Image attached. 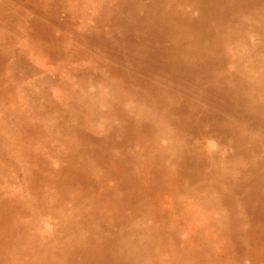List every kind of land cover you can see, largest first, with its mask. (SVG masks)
I'll return each instance as SVG.
<instances>
[{"label": "rangeland", "instance_id": "rangeland-1", "mask_svg": "<svg viewBox=\"0 0 264 264\" xmlns=\"http://www.w3.org/2000/svg\"><path fill=\"white\" fill-rule=\"evenodd\" d=\"M7 1L11 2L15 10L17 7L27 9L20 18L25 22L30 20L33 36L24 35L23 31L21 33L14 30V33L3 18L6 6H1L0 3V94L8 92L10 96L5 104L12 106L0 110V149L4 144L7 145L6 150L0 151V168L3 169L1 163L4 157L9 161L18 159L16 172L22 181L29 179L35 170L45 164L55 175L49 182L48 186L51 188L48 189V195L45 192V198H42L35 194L39 198L37 199L29 197L31 192H28L24 183H19L18 179H10L7 172L0 173V177H3L0 183L4 182L6 196L13 197L4 204L6 208L2 209V215L16 217L11 226L14 231L19 227L20 231L25 232L19 243H29L34 230L40 231L43 228L46 233L56 232L57 224L54 225L51 219L54 212H59L57 202L60 192L64 190V187L53 186L56 176L79 168L83 178L77 177L73 182L75 181L76 186L83 187L85 195H81L90 203V207L80 208L79 211H74L76 209L71 207L68 213L76 219L72 228L84 231V236L88 235L90 243L88 247L77 249L73 244L64 246L60 242L58 246L61 251L58 252L61 253L63 263L86 264V251L96 254L89 264H95L97 259L110 258L121 240L117 236L123 228L120 216L125 218L129 212L137 211L138 208L142 215L135 219L142 222L136 230V242L142 251L139 252V247L135 248L134 264H263L264 203L260 208L254 204L259 196L264 198V124L250 110H242V104L225 97L221 91L217 95L212 94L205 87L198 86V81H189L188 75L200 76L202 79L207 76L201 61L195 64L189 57L192 71L200 73H188L187 69L179 68L182 74L176 75V72L165 68L157 70L158 67L144 65L138 54L130 52L135 36L130 38L128 49H121L118 40L128 42L132 33L145 37L149 43L148 49L153 53L163 46L165 50L162 48V56L166 55L164 51L169 55L175 51L174 48L170 49L169 44H175L179 40L178 32L170 35L159 26L152 28L146 24L133 25V22L136 23L141 18L149 1L136 4L132 0L126 3L125 0ZM245 1L235 0L233 7H240L247 14L254 13L256 20H263L261 16L264 17V10L260 6L264 7V0H259V7L253 0H250L252 6L246 5ZM210 2L212 4L211 0ZM251 7H258L260 10L248 11ZM213 11L214 9L208 12V16L206 13L202 14L198 23L191 31L188 30L191 32L190 38L199 36L200 30L208 37L211 34L209 30L220 29L221 23L225 29L224 14L216 17ZM245 25L261 26L254 21H247ZM142 27L146 29L143 30ZM169 27L175 28L167 25L165 29L168 30ZM206 28L207 35L204 32ZM34 36L45 41L47 46L39 49L37 46L36 51L29 50ZM14 52L16 54H12ZM55 52L58 54L55 55ZM232 58L237 59L238 55L233 53ZM21 60L37 67L39 74L50 75L47 91L53 84L50 91L54 99L51 97L50 102H39V105L52 104V121L56 119L53 122L67 126L62 135L54 133L56 136L53 139L46 140V129L42 127L38 113L26 116L28 113L22 112L20 117L13 116V107L22 108V111L29 108L24 101V91L36 80L30 77L26 82L17 79ZM220 63L215 71L207 69L205 72L224 74L223 68L227 69L229 63ZM256 68H249L247 77L264 81V72L259 71L262 70L261 67ZM133 69L139 75L137 80L124 75ZM223 78H229L227 83L233 92L243 88L237 77ZM245 81L248 83L246 78L243 80L244 84ZM87 83L101 84L102 91L95 90L91 97H85L84 91L90 86L85 87L84 84ZM119 83L127 84L128 88L124 93L120 90ZM33 86L40 89L37 81L33 82ZM80 87L82 92H79ZM126 100L132 101L134 105L133 113L128 116H136L138 110H142L150 116L153 114L163 117V122L151 125L150 128L141 126V136L131 137L123 132L127 128L125 117H121V123H117L118 120L113 117L115 113L114 116L119 114ZM162 103L166 108H177L176 121L173 122L178 126L179 117L184 122L183 127L180 123L179 128L166 125L170 114L165 112L166 109L163 108V111L160 108ZM197 104L200 105L197 110L199 117L195 119L192 107ZM99 105L103 110L98 109ZM228 117L233 120H228ZM185 119L194 126L187 125ZM83 125H86V129ZM226 125L225 136L221 129ZM50 134L52 133H48L49 136ZM254 142L257 145L251 146ZM30 143L38 146L28 150L27 156H24L27 159L21 161L24 144ZM74 144L77 146L75 151L72 150ZM247 148L249 149L244 151ZM255 150L259 154L253 157ZM159 154L163 156L161 160L157 158ZM244 158L248 161H243ZM200 162L205 168L203 176L200 174L201 169L196 168ZM168 164L173 165L167 168ZM37 176L39 183L47 181L45 172L38 173ZM242 177L253 179L246 184L240 181ZM38 182L30 189L32 193H36L33 192L35 187L41 185ZM233 188V198L241 193L248 197V201L237 206L238 209L226 207V200L219 191ZM135 193L139 198L134 201ZM49 197L55 200L51 205L53 209L42 207L48 202L41 203V200L52 199ZM29 200L34 206V213L30 214L38 216L31 221H27L30 217L27 209L31 210ZM93 201L98 204L93 206ZM85 211L86 217L83 216ZM61 214L65 216L64 213ZM242 232L245 235L239 238ZM11 233L8 230L0 232V264H9L11 247L4 239ZM41 234L39 232L33 236L38 241L33 242V247L27 244V256L31 261L36 258L30 264L47 259L52 255L47 249L57 246L50 242L51 237H41ZM1 242L6 243L8 250ZM97 246L100 250H92ZM120 264L131 262L124 260Z\"/></svg>", "mask_w": 264, "mask_h": 264}, {"label": "bare ground", "instance_id": "bare-ground-1", "mask_svg": "<svg viewBox=\"0 0 264 264\" xmlns=\"http://www.w3.org/2000/svg\"><path fill=\"white\" fill-rule=\"evenodd\" d=\"M128 1L131 2V0H125V3ZM145 1H149V4H147L144 7V11H143L141 18L138 19L136 23L133 22V25H138V24L145 25L146 24L150 27L159 26L164 32H169L170 35H174L175 33L178 32L179 40H177L175 44L174 43L171 45L169 44V46H171L170 49L174 48L173 50L175 51L174 52L172 51L170 55L167 53V51H164L166 55H164L165 54L164 53L163 54L164 56H162L163 50H165V47L163 46L162 47L163 50L160 47L158 51L154 50V53H153L149 51L148 49L149 43L147 42L148 40H146L145 37L137 35V34L134 35L132 33H130L128 42H123L122 39L118 40V45L121 47V49H128L129 47L127 46L131 42L130 38L132 36H135L133 45L129 49L130 52H134L138 54L142 58L144 65H151V66L158 67L157 70L161 68H165L166 70L176 72V75L182 74L179 68L183 70L187 69L188 73H200V72L192 71V69L190 68L189 57L195 61V64L197 63V61H201L204 65L202 69H205L204 73L207 74V76L202 79V77L200 76L193 75L194 77H196V80H195L193 76L188 75L189 81L191 82L198 81V84H197L198 86H201L203 88L205 87L206 91L212 94L217 95L221 91V94L224 95L225 97L242 104V106L244 107V108H241L242 110L243 109L246 111L250 110L259 119V121L262 124H264V81H259V79L255 80L254 78H252V76L247 77V75H249L248 69L252 67L254 69H257L256 67H261L262 70H259V71L264 72V25L262 26V23L264 24V19L256 20L254 18V15H255L254 13L253 15H251L249 12L247 14L245 11H242V8L240 7L234 8L233 5L236 3L235 0H222L221 2L216 1V0H211L212 4H210L211 3L210 0H132V3L136 4V2L140 3V2H145ZM0 3L2 4L1 6L3 5L6 6L5 11L3 12V18L5 22H7V24L9 25V28L12 29L13 32L14 30L18 32L23 31V33H25L24 35L33 36V31L31 28L32 26H31L30 20L29 22H27V20L25 22L24 20H21L20 18L22 16V13H25L27 9L23 7H17V9L15 10L12 7L11 2L7 0H0ZM253 3L259 7L258 3H260V1L253 0ZM253 3L250 0L245 1L246 5L249 4L252 6ZM65 4L67 5V3ZM245 4L243 5V7H245ZM68 6H70V4ZM258 7H253V9L251 7L248 9V11L251 10V12H254V11L260 10ZM260 7H262V9L264 10L263 6H260ZM152 9L153 11H151ZM155 9H160V10L156 11ZM212 9H214L213 12H215L216 17L218 15H221V13L224 14V18L226 20L225 29L222 28V25H221L222 23H221L220 29H217V30L210 29L209 30L211 34L208 35V37L204 36L203 31L200 30L199 36L190 38L189 35L191 32L189 33L188 30H190L195 24L198 23V20L200 19V16L202 14L206 13L208 16L209 14L208 12H210ZM80 10L81 9H79V11ZM54 11L56 12V9H54ZM150 11L151 13L148 14ZM101 12L100 14H102ZM247 17L251 20H248ZM261 18H264V17L261 16ZM247 21H254L257 24L259 23V25L261 26L256 25L257 26V27L255 26L256 28L246 26L245 23ZM239 23H241V27H239ZM17 24L20 26H17ZM167 25L175 27L177 29L169 27V29L166 30L165 28L167 27ZM18 27H21V28H18ZM144 29L146 28H143V30ZM184 31H186L188 34H186ZM192 32L194 33V31ZM204 32L207 35V28L205 29ZM183 34H186V36ZM200 36L202 38H200ZM175 37L178 38L177 35ZM213 42L215 43L213 44ZM31 43H32L31 45L32 48L29 49L31 51L33 50L36 51L37 46H38V49L42 46H47V43L45 41H42L35 36L33 38V42ZM188 45H191L192 47H189ZM204 46H206V48H203ZM13 47L16 48V45H14ZM233 53H236L238 55L237 59L232 58ZM12 54H16V53L14 52ZM57 54L58 53L55 52V55ZM10 58H14V57L10 56ZM186 60H189V61L187 62ZM221 61H223L224 63H229L227 64V69L223 68V71L225 70L224 74L217 75L216 73H213L214 74L213 75V74H209L205 72L207 69H211L215 71L216 67L221 64L220 63ZM174 64H176L177 67ZM88 67H91V66L88 65ZM19 69H20V73L17 75V79H19L20 81H25V82L27 81L29 77L32 79H36L33 82L37 81L38 85L40 86V89L33 86V82L30 84L31 86L26 87L24 91V94H25L24 101H26L25 102L26 106L27 104L29 105V108L22 111V108L15 109L13 107V116L20 117L22 112L23 114L28 113L26 116H30L33 113H38L39 114L38 118L40 119L42 123V127L46 129L45 130L46 133L44 134L45 136L44 138L46 140L53 139V137L56 136V135L54 136V133H57V134L59 133L60 135H62V133H64L65 127L67 126L62 123L57 124L56 122H53L56 119L52 121V119L50 118L51 112H52L51 109L53 108L52 104L49 103L48 105H46L47 102L51 101V97L53 98L51 91H50V89H53L52 87L53 84L49 88V91H47V84H50V79H51L50 75L39 74V69L37 67L32 66L29 62H26L24 60H21V62L19 63ZM201 73H203V71H201ZM124 75H126V77L132 76L131 77L132 80H137L139 78L138 73H136L134 69L129 70V73L124 74ZM234 76L237 77L236 79L238 80V83L241 84L240 86L243 87V88H238L237 90H235L237 92H233V89L230 88V85L227 83V80L229 78L228 79L223 78V77H234ZM245 78L246 80H248V83H246L245 81L246 84L243 83V80H245ZM198 79H201V80H198ZM223 84H225V86H223ZM251 84H254V85L256 84L258 88H256V86H253ZM89 85H90L89 83L84 84L85 87H88ZM92 85L93 87H90ZM92 85H90L88 89L84 91L86 92V95H84L85 97L86 96L91 97L95 90L97 91L99 89L102 91L101 84L98 85L97 83H93ZM119 86L122 92L128 88L127 84H123V83H119ZM82 91H83L82 87H80L79 92H82ZM244 95L245 97H243ZM9 96L10 94L8 92L0 94V110H2L3 107L12 108V106L5 104ZM126 101L127 102H125L122 105V108L119 114L114 116L116 114L115 113L113 117H115L118 120L117 123L118 122L121 123L122 122L121 117H125L124 120L127 122V128L123 132H127L131 137L134 135L141 136V134L139 133V127L141 126L142 128H144L143 126L150 128L151 125L156 126V124L160 123V121L163 122L162 121L163 117L159 115H153V114L150 116L147 113L145 114L142 110L141 111L138 110V114L136 116H133V117L128 116L131 113H133L134 105L132 101L130 100H126ZM39 102L41 103L45 102L46 104H42V106H40L41 104ZM35 105H39V106L36 107ZM199 106L200 105L197 104L195 107H192V109L194 110V113L192 115L195 119L199 117V112H197V110L199 109ZM99 107L100 108L98 109L103 110V108L100 105ZM160 108L162 110L163 108L166 109V111L165 110L163 111L168 112L170 114V120L166 119L167 120L166 125L168 126L174 125L175 128L176 127L179 128L181 124V126L183 127L184 122L181 120V118L177 117L178 126L173 122V121H176L175 120L177 116L176 107H174L173 109L171 107L166 108L162 103V106ZM168 109H171V110H168ZM228 118H229L228 120H233V118L231 117H228ZM140 121L142 122V124H140ZM185 121L187 125L192 126V127L194 126V124H189V121H187L186 119ZM191 123H194V121H191ZM229 124H232V123H229ZM84 126L86 125H83V127ZM226 127L227 125L221 129V133H224V135L226 132L225 131ZM120 128L122 129V127ZM84 129H86V127H84ZM47 132L52 133L50 134L52 138L48 135ZM217 140L220 145V141L218 138ZM255 145H257V142H254L251 146H255ZM24 146H25L24 147L25 150H23L21 154V158H20L21 161H25L27 157L25 159L24 156H27L28 150H32V147L35 148V146H38V144L32 145V143H30V144H24ZM76 147L77 146L74 144L72 147V150L75 151ZM249 148L245 149L244 151L248 150ZM6 149H7V145L4 144L3 147L0 149V151H4ZM24 153L25 155H23ZM258 154L259 153L257 152V150H255L253 152V157ZM0 158H2L1 153H0ZM43 158L45 157L43 156ZM157 158L161 160L163 156L159 154ZM247 159H249V157H247ZM247 159L244 158L243 161L247 162L248 161ZM2 160L4 163L3 162L1 163V166L3 167V169L0 168V173L7 172V177H9L10 179H18L19 183L21 182L24 183L26 185L25 187L27 188L28 192H31L29 197L33 196L39 199L35 195L37 194L40 197L45 198V195L43 196L45 192H47V195H48V189L51 188L50 186H48L50 184L49 182L51 181L52 177L55 175L53 174L54 171H52L47 166H45L46 164L43 165L42 167H39L37 170H35L31 174L32 176L29 179H24L25 181L24 180L22 181L21 178L19 177V174L16 172L17 170L16 164L17 162H19L18 159L17 160L13 159L12 161H9L8 159L3 157ZM172 165L173 164H168L167 168L171 167ZM196 168L199 170L201 169L200 174L201 176H203L202 175L203 170L205 169L203 164L200 162L198 165H196ZM4 169H7V171H3ZM10 172H12L14 176ZM41 172L46 173L45 178L47 179V181H43V183L38 182L39 177L37 175L38 173H41ZM81 173H82L81 169L77 168L72 171L70 170L69 172L65 171L61 174L58 173L56 176L57 180H55V183H54L55 185L53 186L59 187V188L60 186L64 187V190L60 192V197L58 199L59 202H57L59 212L57 213L54 212L53 219H51L54 225L57 224L56 232L46 233L43 228L40 231L34 230L32 237L30 239V242L23 243V244L19 243V241L21 240L25 232L20 231L21 229L19 227H17V231H14L13 227L11 226L15 222L16 217H13V215H2V209L6 208L4 204L11 201L13 197L6 196L4 187H3L4 182L2 184L0 183V232L2 230H8L12 232L10 236L7 237V239H4L6 243L11 247L10 261L8 262L9 264H15L16 262L18 263L19 261H21L22 264H30L36 261L35 260L36 258L32 259L31 261V258L27 256L28 255L27 244L33 247V242H38V241H35V237L33 238V236L35 234L37 235L39 232L42 233L41 235H39L41 237L45 235H48L49 237H51L50 242L52 244L54 243L57 246H54L51 249H47V250H50L48 252L49 254H52V255L51 256L49 255V257H47V259H45L44 261H40V262L37 261L36 264H62L63 259H60L61 253L58 252V251H61L60 247L58 246L60 242H63L64 246L67 244H71V245L73 244L75 247H77V249L88 247L90 243V241H88V235L84 236L85 235L84 231H77L72 228V223L76 219L74 218V216L68 213L71 207H74L76 209L74 211H77V210L79 211L80 208L86 209V206L90 207V203L87 200H85L84 196L81 195V193L84 194L83 187L76 186L75 181L73 182V179L77 177L83 178ZM0 179L1 181H3L2 180L3 177H0ZM251 179L253 178L252 177H242L240 181L242 183L248 184ZM37 182L38 184H41V185L35 187V189L33 188L34 189L33 192H36V193H32V190L30 191V189L34 187ZM233 190L234 188L229 189L228 191L223 190V189L219 191L226 200V207L230 206L232 208L238 209L237 206L244 204L245 201H248V197L245 194L241 193L238 195L237 198H233L232 196ZM88 193H90L89 190H88ZM136 195L137 193H135L134 195V201L139 198V196L138 195L136 196ZM49 198H52V197H49ZM50 200L49 199L41 200V203L43 202L49 203V204L46 203L47 205H42V207L45 209H49V207L53 209V206L51 205L52 203H55V200H53V198ZM29 203L31 206V210L27 209L28 211H30L28 213L29 214L34 213L33 208H32L34 206L32 205L31 200H29ZM263 203H264V198L262 196H259L258 201L254 204V206H258L260 208L261 204ZM97 204L98 203L96 201H93V206H96ZM27 205H28V202L26 203V206ZM62 206L67 207V208L64 209ZM263 212H264V209H263ZM61 213H64L65 216L62 215ZM33 215L34 214H30V217H28L27 221L34 220L36 217H38V216L33 217ZM139 215H142V213L138 212V208H137V211L133 210V212H129L125 218L120 216V223L123 225V228L121 229L120 233L117 231L118 232L117 236L121 238V240H119L117 243L118 248H116V251L113 253V255L110 258L97 259L95 264H120L121 261H124V260L125 262H131V264H134L135 256L133 257V253L136 252L135 248L139 247V252L142 251V248L138 246V242H136V235L138 234V231L136 230L139 228L142 222V220L140 219H135L136 216H139ZM83 216L84 217L87 216L86 211L84 212ZM117 216L118 215L116 214L115 218H117ZM246 230L247 228L245 229V232ZM245 232H242L241 235H239V238H243L245 235ZM6 243L1 242V244L7 248ZM92 250L98 251L100 250V248L97 246L96 249H92ZM86 256L88 259L86 264H89L92 260H94V258L96 257V254L86 251ZM259 263L260 262H258L257 264ZM63 264H70V263L66 261Z\"/></svg>", "mask_w": 264, "mask_h": 264}]
</instances>
